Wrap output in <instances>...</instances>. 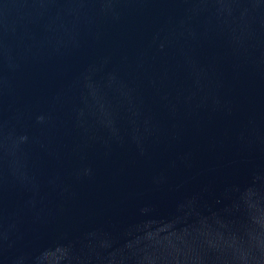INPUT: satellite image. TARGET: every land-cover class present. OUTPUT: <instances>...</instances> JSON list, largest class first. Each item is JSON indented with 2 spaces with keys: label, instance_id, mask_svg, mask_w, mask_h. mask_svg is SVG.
I'll return each mask as SVG.
<instances>
[{
  "label": "water",
  "instance_id": "water-1",
  "mask_svg": "<svg viewBox=\"0 0 264 264\" xmlns=\"http://www.w3.org/2000/svg\"><path fill=\"white\" fill-rule=\"evenodd\" d=\"M0 264H264V0H0Z\"/></svg>",
  "mask_w": 264,
  "mask_h": 264
}]
</instances>
